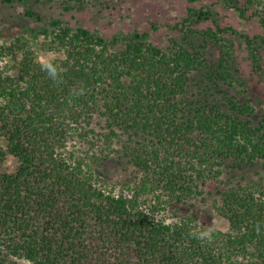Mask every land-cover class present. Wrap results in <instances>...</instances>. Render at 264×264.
I'll list each match as a JSON object with an SVG mask.
<instances>
[{
  "label": "trees",
  "instance_id": "16d2710c",
  "mask_svg": "<svg viewBox=\"0 0 264 264\" xmlns=\"http://www.w3.org/2000/svg\"><path fill=\"white\" fill-rule=\"evenodd\" d=\"M74 1L66 0L65 9ZM3 3L23 5L25 15L40 24L0 23V36L18 33L0 45V56L17 57L14 76L0 71L5 141L0 146V246L32 264H264V176L232 186L219 178L221 168L264 158V124L251 119V100L229 96L228 110L200 98L189 101L191 74L207 65L193 45L175 39L159 45L149 30L138 29L106 38L82 25L47 20L29 0ZM232 5L243 18L246 11L259 17L261 34L240 35L254 68L263 72L257 44L264 45V0ZM209 18L207 10L190 7L172 28ZM226 31L237 32L214 23L200 33L223 48L214 74L231 81L233 43L221 34ZM40 35L60 53L59 83L37 63L29 40ZM79 89L83 94H74ZM255 104L264 108L261 97ZM94 112L104 118L110 135L120 128L136 137L127 156L145 175L138 194L152 190L174 207L205 185L215 194L226 228L215 227L212 241L202 243L189 233L208 227L190 218L175 221L174 229L165 227L166 221L151 216L136 197L97 186L80 162L61 152L67 129L81 120L89 123ZM7 156L14 161L12 170L2 166Z\"/></svg>",
  "mask_w": 264,
  "mask_h": 264
},
{
  "label": "rangeland",
  "instance_id": "374dc122",
  "mask_svg": "<svg viewBox=\"0 0 264 264\" xmlns=\"http://www.w3.org/2000/svg\"><path fill=\"white\" fill-rule=\"evenodd\" d=\"M65 1L29 0V5L47 20L58 18L73 27L82 25L106 38L138 29L149 30L151 39L159 45L170 44L169 40L175 39L183 44L195 46L203 53L207 65L191 74L187 91L188 100L194 101L200 98L203 104L208 106L214 104L222 110H228L227 97L233 96L239 102L250 99L255 106V113L251 115V119L256 125L264 124V108H259L255 104L260 97L264 100V71L258 72L254 68L249 46L240 35L246 33L252 37L261 34L263 28L258 16L246 11L247 18H243L232 5L235 3L242 6L245 0H86L84 2L76 0L72 3L73 7L67 10L65 6L68 3ZM190 7L207 10L212 18L197 24L186 22L185 25H180L183 29L172 28L188 15ZM24 8L21 4H4L3 0H0V23L7 27L21 24L37 27L40 23L26 16ZM214 23L221 27H232L237 31L221 33L228 38L229 43H233L232 61L227 69L232 75L231 81L214 74L215 71L218 74L223 48L215 42V39L200 33L201 29L214 26ZM151 24H155L157 28L152 29ZM191 26L196 28L192 33L186 29ZM212 28L215 30V27ZM17 35L18 33L0 36V41L9 44ZM48 39L44 35L30 38L29 41L37 56L60 55L51 49ZM257 47V52L263 59L264 69V45L257 44ZM4 57L10 60V64L5 65V70L16 73L17 57L0 56V58ZM89 121L87 123L81 120L67 129L61 152L69 161L80 162L97 186L115 194L136 197L137 202L156 219L167 222L170 217L175 221L190 218L198 227L226 228L215 205V194L210 193L205 185H200L197 189L199 193H194L186 203L174 207L166 203L164 197H161V201L156 199V194L152 190L138 194L140 191L138 188L145 181V175L130 162V156H127L129 150L136 145V137L120 128L115 129V135H110V129L98 112H94ZM0 146H5L1 134ZM2 166L12 170L13 159L7 156ZM260 176H264V158L256 160L254 164L240 163L234 167L221 168L219 178L226 186H232ZM157 192L160 194V189ZM0 264L32 263L10 255L0 246Z\"/></svg>",
  "mask_w": 264,
  "mask_h": 264
},
{
  "label": "clouds",
  "instance_id": "9594fccd",
  "mask_svg": "<svg viewBox=\"0 0 264 264\" xmlns=\"http://www.w3.org/2000/svg\"><path fill=\"white\" fill-rule=\"evenodd\" d=\"M3 41H0V44H3ZM57 57L54 55H41L37 57V63L39 64L42 71L46 72L48 77L53 81L59 83L60 76H61V69L60 66L56 63ZM10 64V60L7 57L0 58V71L5 69V65ZM4 74L6 76H14L15 73L11 71H5ZM74 94L82 95L83 89L74 90ZM175 226L174 218H168L167 222L165 223V227L173 228ZM216 231L215 227H208V228H200L194 229L189 233V235L202 243H210L213 239V234ZM257 231L259 232V226L257 225Z\"/></svg>",
  "mask_w": 264,
  "mask_h": 264
}]
</instances>
